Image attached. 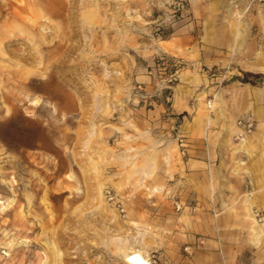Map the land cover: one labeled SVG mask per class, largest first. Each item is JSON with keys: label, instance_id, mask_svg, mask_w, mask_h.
Here are the masks:
<instances>
[{"label": "rangeland", "instance_id": "obj_1", "mask_svg": "<svg viewBox=\"0 0 264 264\" xmlns=\"http://www.w3.org/2000/svg\"><path fill=\"white\" fill-rule=\"evenodd\" d=\"M0 264H264V0H0Z\"/></svg>", "mask_w": 264, "mask_h": 264}, {"label": "built area", "instance_id": "obj_2", "mask_svg": "<svg viewBox=\"0 0 264 264\" xmlns=\"http://www.w3.org/2000/svg\"><path fill=\"white\" fill-rule=\"evenodd\" d=\"M211 102L208 103V107L211 108ZM237 126L239 127L242 135L250 134L255 128L254 120L251 117H246L237 122ZM111 200V199H110ZM121 213L124 212L122 209ZM259 216V214L257 215Z\"/></svg>", "mask_w": 264, "mask_h": 264}, {"label": "bare ground", "instance_id": "obj_3", "mask_svg": "<svg viewBox=\"0 0 264 264\" xmlns=\"http://www.w3.org/2000/svg\"><path fill=\"white\" fill-rule=\"evenodd\" d=\"M217 95H218V94H217ZM215 97H216V96H215ZM216 99H217V100H216V105H219V103H220V99H221L220 96H219V97L217 96ZM217 107H218V106H217ZM219 107H220V106H219ZM212 108H213V106H212ZM214 108H215V107H214ZM213 111H214V110H213ZM219 111H220L219 108H217L216 113H217L218 115H220V114H219ZM220 112H221V111H220ZM217 114H216V115H217ZM230 132H231V131H230V126L226 123V129H225V133H226V135L229 136V135L231 134ZM7 207H8V205L5 206L4 208H7Z\"/></svg>", "mask_w": 264, "mask_h": 264}, {"label": "crops", "instance_id": "obj_4", "mask_svg": "<svg viewBox=\"0 0 264 264\" xmlns=\"http://www.w3.org/2000/svg\"><path fill=\"white\" fill-rule=\"evenodd\" d=\"M230 133H232V131H231ZM230 136H231V134H230L229 136H227L226 133H225V138H226V140H227ZM243 189H244V188L242 187L241 191H243Z\"/></svg>", "mask_w": 264, "mask_h": 264}]
</instances>
